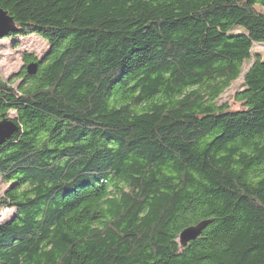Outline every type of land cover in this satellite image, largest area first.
<instances>
[{"label": "trees", "instance_id": "16d2710c", "mask_svg": "<svg viewBox=\"0 0 264 264\" xmlns=\"http://www.w3.org/2000/svg\"><path fill=\"white\" fill-rule=\"evenodd\" d=\"M0 9L48 43L0 74V264H264V0Z\"/></svg>", "mask_w": 264, "mask_h": 264}, {"label": "rangeland", "instance_id": "374dc122", "mask_svg": "<svg viewBox=\"0 0 264 264\" xmlns=\"http://www.w3.org/2000/svg\"><path fill=\"white\" fill-rule=\"evenodd\" d=\"M257 9L261 10L257 5ZM48 43L46 40L37 36L29 37L21 40L18 43L13 44L8 40L0 41V74L6 79L10 80L15 77L23 68H27L32 65L24 60V54H34L40 59L46 52ZM254 52H259L264 55V45L256 46ZM250 67V63H246L244 69L247 70ZM16 79V78H15ZM19 83V81H16ZM241 87V79L232 85L231 89L223 96L221 102L229 101L233 105L234 109L238 108V105L234 104L232 97L236 91ZM10 117L13 118V115ZM5 186L0 183V195L3 193ZM13 211L0 208V222L11 216Z\"/></svg>", "mask_w": 264, "mask_h": 264}, {"label": "water", "instance_id": "95a60500", "mask_svg": "<svg viewBox=\"0 0 264 264\" xmlns=\"http://www.w3.org/2000/svg\"><path fill=\"white\" fill-rule=\"evenodd\" d=\"M16 32V25L9 13L0 9V40L6 37L9 33ZM28 76L36 75L37 64H32L26 68ZM19 131V126L10 118L2 116L0 120V147ZM212 220H204L194 226L184 229L179 235L178 242L181 248H186L191 242L197 240L204 230L211 224Z\"/></svg>", "mask_w": 264, "mask_h": 264}]
</instances>
